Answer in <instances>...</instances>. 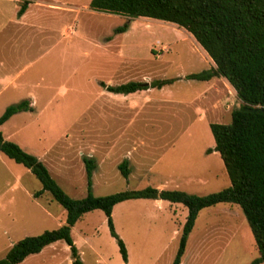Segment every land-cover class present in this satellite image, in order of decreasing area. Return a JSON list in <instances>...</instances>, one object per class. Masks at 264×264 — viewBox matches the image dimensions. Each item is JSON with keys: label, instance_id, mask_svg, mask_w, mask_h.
<instances>
[{"label": "rangeland", "instance_id": "1", "mask_svg": "<svg viewBox=\"0 0 264 264\" xmlns=\"http://www.w3.org/2000/svg\"><path fill=\"white\" fill-rule=\"evenodd\" d=\"M24 1L0 0V114L7 105L22 99L30 101L33 111L12 115L0 129L3 137L10 135L13 138L9 140L17 141L22 148L28 144L27 152H30L31 145L47 148L55 143L52 154L57 153L71 169L64 176L66 178H57V173L54 178L59 179L58 184L69 196L83 197L87 193L85 172L76 167L73 160L76 154L81 158L86 153V101L93 88H99L98 82L105 75L101 50L105 48L116 53L124 49L139 57L143 70L137 80L141 81L201 71L206 67L204 55L189 32L169 22L94 12L88 7L90 0H32L27 4L24 16H19L17 10ZM124 22L128 23L127 29L115 33V27ZM125 42L130 46H116ZM213 87L215 97L209 94L210 91L205 94L206 100L209 98L215 104L214 110L207 114L202 112L203 105L198 99L206 88L202 81H177L167 87L165 93L153 92L150 97L154 100L173 97L174 101H179L178 98L183 99L181 102L193 100L186 108L189 116L172 119L165 110L160 115L163 123L158 125L159 134L174 135L184 129L175 147L165 152L168 157L159 164V168H163L161 173L154 171L152 175L125 179L118 170L110 168L105 174L93 175L92 193L106 195L148 185L159 188L153 183L168 174L171 157L185 159L182 166L172 163L181 183H169L160 189H180L205 195L228 187L230 181L219 155L209 156L204 150L213 143L208 121L228 123L231 109L239 105V99L224 79L215 82ZM172 105L181 107L177 103ZM123 116L130 118L132 114L125 110ZM188 124L190 126L186 128ZM96 129L101 134L102 126ZM149 129L153 131V128ZM182 152L186 155L176 156ZM47 155L52 157L49 153ZM198 169H210L216 177L205 184L195 185L188 180ZM26 172L22 164L0 153V257L4 255L8 238L37 235L46 229L57 228L59 211L65 217L64 208L53 202L55 218H44L39 207L18 186L20 183L30 190L41 187L40 182ZM186 172L189 175H184ZM201 176L205 178V175ZM48 196L49 193H45L42 199ZM158 200H125L113 206V227L125 245L126 262L121 257L116 239L110 235L104 213L93 210L83 214L71 231L83 264H171L187 208L181 203ZM229 206V203H219L198 212L183 264H247L258 256L241 209L233 205L235 212L230 213L226 211ZM8 208L15 209L16 213L24 210L25 216L28 211V217L21 222L24 232L20 235L11 228ZM58 244L60 264H70L69 247L64 241H58Z\"/></svg>", "mask_w": 264, "mask_h": 264}, {"label": "trees", "instance_id": "2", "mask_svg": "<svg viewBox=\"0 0 264 264\" xmlns=\"http://www.w3.org/2000/svg\"><path fill=\"white\" fill-rule=\"evenodd\" d=\"M29 1L32 0L24 1L18 15ZM88 7L131 19L144 17L175 24L189 32L205 50L214 66L188 73L185 78L205 81L214 76L223 77L239 99V105L231 109L228 123L209 122L214 145L206 149V153H219L230 185L205 195L150 185L138 190L94 195L91 177L95 162L84 156L87 193L74 198L61 188L36 155L5 139L0 129V152L22 164L41 184L40 189L33 191V197L47 192L66 212L65 222L59 227L15 241L0 257V264L19 263L57 240H63L69 246L71 264H83L71 236V227L84 213L92 210L104 213L110 235L116 239L126 262L127 251L114 230L111 213L115 204L130 199H162L181 203L187 208L171 264L180 263L188 234L201 209L218 203L236 204L246 219L258 251V256L247 264H264V0H90ZM127 27L128 23L124 22L116 26L114 32H124ZM175 79H156L149 84L131 80L115 86L100 82V85L112 92L130 93L148 87L160 88ZM23 111H33L28 99L7 105L0 114V126L12 115ZM118 168L127 178V161L123 160Z\"/></svg>", "mask_w": 264, "mask_h": 264}, {"label": "crops", "instance_id": "3", "mask_svg": "<svg viewBox=\"0 0 264 264\" xmlns=\"http://www.w3.org/2000/svg\"><path fill=\"white\" fill-rule=\"evenodd\" d=\"M26 11H27V7L19 16H24ZM94 12H97V11H94ZM17 13H18V10H17ZM125 43L126 44H123V43L119 45L117 44L116 46L126 48L128 45L130 46V44L128 43H133V41H129L128 43L127 42ZM108 45H111V44H108ZM198 47L199 49H201L202 55H204L203 59H204V63L206 64L205 69L213 67L214 62L212 61V59L207 55L205 50L200 45H198ZM109 52L105 48H103L100 52L101 58H102L101 62L103 63L102 70H104L105 75L102 77L103 80L98 82L99 88L94 87L93 88L94 91L92 95L89 98H87V101H86L85 110H86L87 134H86L85 142H84V148H85L86 153L85 155H82L81 158L77 157V154H76L73 160L75 161L74 163L76 167H79V169L82 168L84 172H85V166H84L82 158L86 156L94 160L95 168L92 171L91 186L93 184L92 178L95 173L105 174L109 172L110 168L118 170L120 173L118 165L123 160L127 161V165L129 169L128 177L125 179H128L131 176L141 177V176L152 175L154 171L157 174L161 173V170L163 168L162 167L159 168V164L165 158L168 157V156L167 157L165 156L167 155L165 154V152L175 147L176 141L178 142L182 138L181 133L184 131V129L179 130L178 133L174 135L173 134L168 135V133L159 134L157 130L158 125L161 122L163 123L162 121L163 118H161L162 116L160 117V115L162 114V111L165 110L166 113H169L171 115L172 119L173 118L179 119L185 115L189 116V111L186 108L193 101V100L188 101V99H185V102H181L183 100L182 98L181 99L178 98L179 101L177 100L174 101L173 96H172L173 99L166 98V100L164 99L154 100L152 97H150V95L153 92H158V93L167 92L168 88L174 83H176L177 81L189 80L185 78L186 74L175 76V77H169V78H176V79L172 83L165 84L160 88L148 87L146 89H141V90H137V91L130 92V93H119V92H112V91L107 90L105 87L100 85V82H103L105 85L115 86V85L125 83L131 80L141 81V80H137V77L141 75V72L143 70V65L141 63L140 58L130 53V51L119 49L116 53H113L112 51H109ZM163 78H168V77H163ZM163 78H159V79H163ZM220 79L222 80L224 78L214 76L209 80L202 81L203 84L206 85V88L203 89V91L200 94L201 97L198 99L201 100L202 102V105H203L202 112L204 114H207L208 111L212 109L214 110L213 108L215 107L214 101H210L209 98H207L206 100L205 94L208 91H210L209 94H212L215 97L216 91L213 87V84L217 81H221ZM153 80H156V79H153ZM153 80L144 79L142 82H146L147 84H149ZM181 87H183V85H181ZM173 103L174 104L177 103V105L181 107L174 108V105H172ZM125 110L128 111L130 115L132 114V117L125 118L123 116V112H125ZM209 122H216V121H208V128H209ZM166 124L169 126L172 125V123H166ZM97 126H102L101 134L96 129ZM189 126L190 124L186 125V128H188ZM90 127L92 129H90ZM149 128H153V131H151ZM107 130L108 132L106 133ZM4 137L7 139L13 138L10 135L4 136ZM79 143L81 146V142ZM54 144L55 143H53L50 147H47V148H38V147H34L31 145L30 152L36 155L46 165V167L48 168L53 178L54 176H57L58 174L59 176H57V178L64 179L66 178L64 176L67 175V173L69 172V169L71 168L68 166V164L64 163V160L59 158L57 153L52 154ZM26 145L29 146L28 144ZM26 145L24 146L22 145L24 147L23 148L24 150H27V148H29ZM213 145H214V140L212 144L209 143V145L205 147L204 153L206 155H209V156H216L217 154L219 155L217 151H211L209 153H206V149L209 147H213ZM77 148H78V145H76V149ZM74 150H75V147H74ZM48 153L51 154L52 157H49L51 159L48 158L49 156L47 155ZM172 153L168 155L170 156L172 155ZM179 155H184V153L182 152V154H176V156H179ZM183 158L180 157L179 159H177L178 160L177 161L175 158L171 157L170 164L172 167L169 166V163H168L167 166L170 167V170H168V174L165 176H162V178H160L158 181H156V183H153V184L159 187V189L164 187L166 184L173 183V182L175 184H180L181 178L177 176V173H175L173 169L175 168L174 166L176 165V163H178L179 166H182L181 164H183V160H185ZM219 158H220V155H219ZM219 161H222L221 158ZM173 162H174V166L172 164ZM52 168L55 170V172L52 170ZM175 170L177 169L175 168ZM28 171L29 170L27 169L26 173H28ZM201 174L205 175V178L202 177ZM184 175H189V173L186 172ZM213 177H216V173L214 171H211L210 169H207V170L198 169L196 172H193L191 178L188 181L195 185H202V184L209 182ZM57 178L56 179L54 178V179L57 181L59 180ZM18 186L21 187V190H23L25 194L32 199V201H34L35 206L39 207V209L41 210V213L45 215V216L43 215L44 218L48 220L55 218L56 213L55 211L52 210V205H54L53 202L55 201L52 200L50 195L48 197H45V199H42L43 198L42 196H44L45 193L47 192H44L40 197H33L32 193L34 190H37V189H34V190H30L27 188L25 189L24 186H22L20 183H18ZM130 200H133V199H130ZM159 200H162V199H159ZM229 205L230 206L229 208L226 209V211L230 213L235 212L233 210L234 209L233 205H236V204L229 203ZM6 212H7V215L11 217L9 219V222L12 224L11 228L15 229L14 231L15 233L19 235L22 234V232L24 231L22 229L23 225L21 222L24 217H28V211L26 212V216L24 215L25 213L24 210L22 212L16 213L15 209L12 210L8 208L6 209ZM12 214L13 215L18 214V216L15 217V216H12ZM62 214L63 212L59 211L58 217H60V219H58L57 221L58 227L65 222L66 212H65V217H63ZM196 219L194 221V225L191 231L188 234L187 241L195 229ZM73 227L74 225L71 227V231ZM28 235L29 234L16 237V238H8V242L6 244L7 247L6 249H4L5 252L10 248V246L15 241L21 239L22 237L28 236ZM203 236L205 235L203 234ZM58 241H63V240H57L49 245L44 246L39 252L26 256L21 262L16 263V264H60L61 263L60 256H59V253H57L58 251L60 252V249L57 248L59 245ZM187 241H186V246H185V252L181 257L179 264H183V259L185 255L187 254V251H186ZM51 252H55V254L52 255ZM69 263L70 264L72 263L71 258L69 259Z\"/></svg>", "mask_w": 264, "mask_h": 264}]
</instances>
